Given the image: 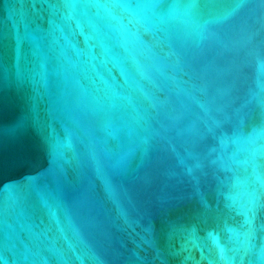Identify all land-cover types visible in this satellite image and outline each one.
Instances as JSON below:
<instances>
[{"label":"water","instance_id":"water-1","mask_svg":"<svg viewBox=\"0 0 264 264\" xmlns=\"http://www.w3.org/2000/svg\"><path fill=\"white\" fill-rule=\"evenodd\" d=\"M0 264H264V0H0Z\"/></svg>","mask_w":264,"mask_h":264}]
</instances>
